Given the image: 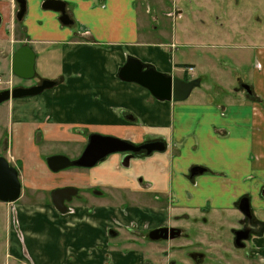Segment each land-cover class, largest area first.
<instances>
[{"label":"crops","instance_id":"0c3cea01","mask_svg":"<svg viewBox=\"0 0 264 264\" xmlns=\"http://www.w3.org/2000/svg\"><path fill=\"white\" fill-rule=\"evenodd\" d=\"M43 1L25 0L19 22L15 0H0V45L10 44L9 64L13 53L28 45L35 53L36 84L55 82L39 97L5 102L0 126L11 137L8 161L22 186L13 206L27 193L44 197L56 188L78 190L73 214L44 206L50 218L71 228L60 229L67 236L56 242L54 264H107L112 252L107 228L115 222L142 230L168 224L170 209L189 212L208 203L217 212H229L242 194L253 196L254 210L264 221V208L261 216L257 211L264 207L258 198L264 189V0H232L220 13L215 0H196L202 10L191 19L183 10L176 12L183 20L180 35L171 27L169 39L158 43L141 30V14L149 11L142 13L138 0H60L71 26L43 10ZM246 2L248 9L240 10ZM128 57L181 80L196 79L198 90L183 102L158 101L145 88L117 78ZM87 132L134 144L161 140L166 148L131 159L127 168L114 155L90 169L51 172L40 147L83 145ZM193 166L207 171L191 181L187 172ZM159 194L175 198V207L149 202ZM121 195L130 196L135 208L124 212ZM11 250L19 254L17 240ZM117 252L111 254L115 264L119 257L131 264L133 253Z\"/></svg>","mask_w":264,"mask_h":264},{"label":"flooded vegetation","instance_id":"af4514ba","mask_svg":"<svg viewBox=\"0 0 264 264\" xmlns=\"http://www.w3.org/2000/svg\"><path fill=\"white\" fill-rule=\"evenodd\" d=\"M46 11H48V10H46ZM65 12L70 19V16L66 10V5H65ZM57 14H58V21H59L60 14L59 13H57ZM174 15L171 14L168 17L173 18ZM164 16L166 17L167 15H164ZM24 17H25V15H24ZM2 24H3V20H2V17L0 16V25H2ZM72 24H73V21H72L71 25ZM71 25H69V26H71ZM12 57H13V55H12ZM11 63H12V61H11ZM9 67H10V73L12 74V76H14V78H17L19 80L29 81V80H31L37 76L35 66H34L35 73H34L33 78H31V79H20V78L16 77L15 75H13V73L11 71V65ZM9 80H11V79H9ZM9 80H6L5 82H7V84H9ZM182 80L189 81L191 79L184 78ZM42 81H40V83ZM48 81H51V80H48ZM0 83H1V81H0ZM39 84L32 85V86H37ZM32 86H29V87H32ZM29 87H24V86H22V87L21 86H14L13 87V86H11V87H6V89L0 90V92L5 91V90H12L14 88H29ZM25 98H27V97H25ZM10 100H13V99H10ZM3 103H5V102H3ZM92 134H94V133H92ZM92 134L90 133L87 135L86 142H85V144L82 145L83 146L82 151H81V153H79L77 155L76 158H74V159H71L68 157H66V158H68L70 160H75L78 157H80V155L82 154V152L84 151L85 147L88 144L89 136ZM98 135H100V134H98ZM124 141H126V140H124ZM127 142L132 144L135 147L143 146V145L153 143V142L163 143V141H161V140L149 141V142H145L142 144H134V143H131L129 141H127ZM163 145H164L163 151H165L166 145L164 143H163ZM163 151H161V152H163ZM152 153H154V152H152ZM152 153H150L149 155H151ZM114 155L120 156V163L125 168H127L129 166V162L131 159L149 156L148 154H146L145 150H140V151L134 152V153L133 152L132 153H130V152L113 153V154H109V155L105 156L99 163L104 162L106 159H108ZM50 156H62V155H48V156L44 157L43 159L45 160L47 157H50ZM0 157H4L5 159L7 158L6 159L7 161L9 160L8 155H7V157H5V155H2ZM99 163H97V164H99ZM9 164H11V163L9 162ZM70 168H78V167H69V168H66L63 170H67ZM194 168L202 169L203 172L200 174L192 175L191 170ZM82 169H90V168H82ZM63 170L56 171L53 173L54 174L59 173ZM206 171H207V169H205L204 167L193 166L187 172V178L191 181H194L198 176H201ZM17 172H18V170H17ZM18 180H19V172H18ZM19 182H20V180H19ZM20 185H21V182H20ZM59 189H72L75 191V194L70 196L69 199H63L62 207L65 209L64 212L59 210L52 203V196H51L52 192L59 190ZM21 194H22V186L20 188V196H19L18 200L20 199ZM77 194H78V190L73 188V187L56 188V189H54L48 193V195H49L48 201L52 203L53 209L55 211H57L58 213L73 214L74 209H73L72 205H73L74 200L77 198ZM96 194H101V193L99 191H96ZM30 195H35V194H30ZM101 195L104 198H107L108 200H110L109 194H107V195L101 194ZM25 197H26L25 200L30 199L28 196H25ZM129 197L130 196H126V195L120 196L119 201H121V202L119 205L122 206L121 208H123L124 212H125L124 208H128V207L135 208V207H133V205L135 203ZM151 198H152V201H149L151 204H154V203L160 204L165 209H170V207H175V205H176V199L172 198L168 194L167 195L159 194V195L154 196V197L151 196ZM258 198H259V202H263L262 204H264V189L259 191ZM252 199H253V196L251 194H242L236 199V201L234 202V204H233V206L229 212H222V211L220 212L219 211L220 213H222L223 216L224 215H227V216L231 215L232 217H234V214L237 213L239 215V217L234 220V224L233 223H227L226 221H223L222 223H219V221H218L216 223L214 218H209L208 216L211 213L217 212L211 208L209 203L205 204L204 206H201L197 209H192L189 212L181 211V212L175 213L173 211V213H172V211L170 209L169 210L170 216H169V223L168 224L157 225V226H153V227H145L142 230H139L138 227L136 226V224H130V225L126 226V225L119 224V222H115L114 224H112L114 227L109 226L107 228L108 229L107 237L109 239V242L107 243V249L109 251H112V252L107 253V257H108L107 264H113V259L111 258V254H113L115 251H118L115 254H122V255H128V254L133 253L134 259L130 260L131 264H264V245L261 246V245L257 244V242H256L257 240L262 239L264 237V221H262L258 218L257 213L254 210V207L252 205ZM17 201H15L14 203L0 202V204L13 205ZM113 203H116V202H113ZM247 207H248V210H247ZM260 207L257 208L259 216H261V213H262L261 209L264 208V207H262V205ZM244 211L245 212L247 211V214H245ZM196 213H202V214H200V216H197ZM13 214H14V209H13ZM10 218H11L10 222L12 223V220H13L12 224H14L17 227L16 218H14V216H12V215L10 216ZM216 225H218L220 228H223V229H224V227H228V231L230 233V237H231V241H232V245H233L232 248H234L235 250H245L247 248V244H250L249 250L244 254H231L234 251H230V250H228L227 252H224V254H213L210 252L209 253H205L204 251L201 252L199 250H196L195 247L194 248L191 247L193 244H200L203 238L204 239H214V236H211V235L216 233V231H215ZM192 226H194L195 231L193 230V228H191ZM161 229H165L166 233H158V234H160L161 236H166V238H162V237L158 238L157 237V239H151L149 237V234L151 232L156 231V230H161ZM190 232H192V233L194 232L195 238H201V239H197V240H194L193 242H191L190 239H191L192 235L190 234ZM117 239L120 240L118 243H116ZM237 239H240L239 244L242 245V247L236 246L235 241ZM214 240H216V239H214ZM176 241H183V243H181V244H179V246H177L180 248V251L178 253H173V252L171 253L169 251L170 247L167 249V246H165V245H168L169 243L170 244L174 243ZM154 249L160 250L159 252H157L158 254H154L155 253Z\"/></svg>","mask_w":264,"mask_h":264},{"label":"rangeland","instance_id":"374dc122","mask_svg":"<svg viewBox=\"0 0 264 264\" xmlns=\"http://www.w3.org/2000/svg\"><path fill=\"white\" fill-rule=\"evenodd\" d=\"M229 1L232 0H223V4L222 2H220V0H215L213 2H216L217 6L219 7L220 13L224 9H226L224 11H227ZM138 3L140 11H142V13L146 10L149 11L148 16H144L143 14H141V30L143 31L145 37H150V40L155 43L165 40L167 41L172 30L171 27H174V29L177 30V35H180L178 25H180L183 20H177L178 16L176 15V12L178 9L183 10V14L189 16V18L192 16V13L197 12V10H202V4H197L196 0H184V2H177V0H138ZM249 6V2H246V4H244L245 8L241 5L239 6V9H248ZM163 13H172V15H175L173 18H171L168 16L165 17ZM175 19L177 20L174 24L176 26H172L173 20ZM145 20L147 22H145ZM148 23L149 27L146 26ZM159 30L161 31L159 32ZM1 42L2 41H0V43ZM9 46V42H5L0 45V90L6 89V87L11 86L29 87L27 85L36 84L38 82V76L29 80L30 83H28V81L19 80L12 76L9 67V55L7 53ZM180 50L187 51L183 48H181ZM219 59L220 61L226 60V57L220 55ZM9 79H11L12 81ZM6 80H9V84L5 82ZM207 82L209 83V80H207ZM197 90L198 89L196 87L192 92H196ZM47 91L50 90H46L44 92ZM41 94L36 95V97H39ZM5 108V103H1L0 109L4 110ZM87 133L89 134V132ZM39 141L40 140H38V142ZM51 145H49L46 149L40 147V152L43 155V158L48 155H62L74 159L79 153H81L83 147L82 145H67L66 143H57L53 144L52 146ZM10 149L11 137L7 133V129L0 126V156L5 155V157H7V153ZM27 196L30 199L26 201L22 200L14 206L0 204V264H29V262L31 264H54L56 256L54 255V250L57 246V243L59 240H61L62 237L67 236V234H62L60 229L65 230L66 228L67 231L71 230L69 226L64 228V225L61 221L49 217L46 207H44L48 205L53 206L52 203L48 201V194L42 197L41 195H37L36 193L35 195H30V193H27ZM75 201L76 199L74 200V202ZM40 207H42V209ZM200 214L202 213H196L197 216H200ZM11 215L16 218L17 227L12 224L13 220L12 223L10 222ZM208 217L214 218L216 223L218 221L219 223L226 221L227 223L234 224V220L238 218L239 215L236 213L234 214V217H232L231 215L223 216L222 213L216 212L211 213ZM87 224H89V222H87ZM191 228H193V230L195 231L194 226H192ZM215 231L216 233L211 236H214V239L216 240L203 238L200 244H193L191 247H195L196 250H199L201 252L204 251L205 253L210 252L213 254H224V252H227L228 250L234 251L231 254H244L249 250L250 244H247V248L245 250H235L234 248H232L233 245L228 227H224L223 229L216 225ZM190 234L192 235L190 239L191 242L197 239H201L195 238L194 232H190ZM16 240L20 243V252L19 254H12L14 252L13 250H11V246L14 245V241ZM119 241L120 240L117 239L116 243H118ZM256 242L257 244L263 246L264 237L257 240ZM181 243H183V241H176L165 246H167V249L170 247L169 251L171 253H178L180 251V248L177 246H179V244ZM53 244L54 249L52 250ZM35 247L37 252H35ZM159 251V249H154V254H158L157 252ZM113 264H115V260ZM116 264H127V261H125L124 258L119 257L116 260Z\"/></svg>","mask_w":264,"mask_h":264},{"label":"water","instance_id":"95a60500","mask_svg":"<svg viewBox=\"0 0 264 264\" xmlns=\"http://www.w3.org/2000/svg\"><path fill=\"white\" fill-rule=\"evenodd\" d=\"M18 11L16 19L21 21L26 13L25 0H15ZM43 10L59 13V22L63 26L71 25L72 21L65 12V3L60 0H44L41 4ZM35 53L28 45L18 48L12 57L11 71L13 75L20 79H31L35 70ZM117 78L123 82L135 83L145 88L153 98L164 102H183L185 101L196 87L199 81L196 79L184 81L171 75L163 74L154 67L142 63L140 60L128 57L125 63L118 69ZM55 82L43 80L39 85L29 88H14L0 92V104L10 99H20L32 97L41 94L43 91L52 88ZM246 93H251L247 85H242ZM145 150L146 154L152 152H161L164 150L163 143L153 142L143 146L135 147L119 138L111 136H102L92 134L88 138V144L84 151L75 160H70L64 156H50L45 159V164L51 172L60 171L69 167L91 168L99 163L105 156L113 153H134ZM202 169L194 168L191 174H200ZM20 182L18 180L17 169L14 168L4 158L0 157V202L14 203L20 196ZM75 194L72 189H59L52 192V203L61 211L63 199H69ZM248 210V207H247ZM247 214V211L245 212ZM171 232V231H170ZM158 233H166L165 229L156 230L149 234L151 239H157L161 236ZM239 240L235 241L237 247H242Z\"/></svg>","mask_w":264,"mask_h":264},{"label":"built area","instance_id":"2783aa9c","mask_svg":"<svg viewBox=\"0 0 264 264\" xmlns=\"http://www.w3.org/2000/svg\"><path fill=\"white\" fill-rule=\"evenodd\" d=\"M188 71H189V72H192V71H193V68H188Z\"/></svg>","mask_w":264,"mask_h":264}]
</instances>
